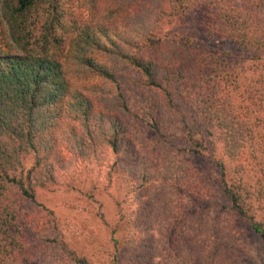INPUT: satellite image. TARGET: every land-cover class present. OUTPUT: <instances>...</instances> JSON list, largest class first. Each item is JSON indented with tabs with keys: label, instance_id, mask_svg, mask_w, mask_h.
I'll return each instance as SVG.
<instances>
[{
	"label": "trees",
	"instance_id": "trees-1",
	"mask_svg": "<svg viewBox=\"0 0 264 264\" xmlns=\"http://www.w3.org/2000/svg\"><path fill=\"white\" fill-rule=\"evenodd\" d=\"M252 3L0 0V264H41L47 243L62 263L93 264L94 254L84 253L93 238L79 237L91 243L78 252L71 242L78 237H67L37 201V190L53 191L67 175L71 155L100 163L114 156L111 174L125 175V194L163 187L155 205L144 203L145 212H158L154 227L131 224L133 253L117 203L111 264L140 263L138 249L153 231L170 246L177 229L184 235L183 217L186 230L194 227L217 193L264 243V18L252 9L264 1ZM200 33L252 54L206 49ZM181 105L194 115L184 117ZM205 155L215 166L200 175L191 163ZM27 202L52 220L33 217ZM172 244L169 264H198L184 255L182 239ZM156 253L149 246L144 259Z\"/></svg>",
	"mask_w": 264,
	"mask_h": 264
},
{
	"label": "rangeland",
	"instance_id": "rangeland-1",
	"mask_svg": "<svg viewBox=\"0 0 264 264\" xmlns=\"http://www.w3.org/2000/svg\"><path fill=\"white\" fill-rule=\"evenodd\" d=\"M110 1L119 3L120 0ZM250 1H253V5H257L256 3L264 0H232L237 6ZM259 8L262 10L252 9L261 18H264V6L259 5ZM201 35L203 34L200 33L203 44L200 45L206 49L229 52L235 59L252 54L251 50H246L231 40L208 38ZM181 110L186 118L194 115V111L188 105H181ZM148 135L151 134L147 133ZM136 136L141 140L144 139L138 133ZM179 152H176L178 160L181 162L183 160V165H189L179 155ZM145 153L148 152L138 151L140 156ZM213 153L215 159L222 157L220 144H216ZM208 156L205 155V157L192 160L193 164L191 163V165L198 169L200 175H207L215 166L213 158ZM71 157L72 160L70 161V155L65 154L66 160H69L67 169L70 168L66 174L71 176L74 173L73 181L70 182L72 178L61 173L57 180L58 186L53 191L37 190L38 203L54 213L59 221V227L64 232H70L69 234L66 233L67 237L70 234H75L78 237V239H71V242L75 245L73 246L75 250L82 253L79 248L82 247L83 249L84 241L87 244H90L91 241L94 242L91 247L86 246V250H84L85 254H94L93 264L112 263L113 243L112 239H109V232L117 221V203H120L123 209L122 212L126 214L128 222L124 232L126 233L125 247H127V252L133 253L134 248H131L129 237L131 235L130 239H133V237L137 239V235L131 224L132 222L135 224L143 222L144 225H147L153 222L152 226L154 227L155 220L151 217L157 216L158 212L154 211L157 205L151 215V210L144 211V203L155 205L158 200L155 198H162L160 195L163 187L161 188L157 184L146 186L139 192L140 196L133 192L125 194V191L128 190L123 184L124 181H127L125 175L122 173H118L120 175L111 174L113 170L117 169L111 167L115 162L114 156H109L102 163L78 160L73 155ZM122 165L124 166L125 163H122ZM118 171L121 172V170ZM215 196L212 201L204 204L206 208L199 213L194 222V227L192 226L193 228H187L188 230L184 228L187 220L183 217L185 219L182 225L184 235L180 236V230L177 229L174 238L170 241L171 247L169 246V239H161L160 234L153 231V238L142 244L140 250L138 249L140 255L138 262L140 263L137 264H169L173 262L171 255H173L172 243L174 239L183 240L185 244L182 248L184 255H187L198 264H264V243L261 238L252 232L244 220L234 215L228 208V203L219 193ZM141 203L143 204L141 205ZM23 208L33 217H49V220H52L49 213L42 212L36 204L27 202L23 204ZM86 236L93 239L91 241L80 239L86 238ZM36 242L39 245H44V239H37ZM149 246H154L158 253L151 255L150 259L146 260L144 259V252L149 250ZM93 249H100V251H98V254L92 253ZM38 253L43 257L41 264H65L61 261L62 252L54 244L47 243V246ZM117 264H130V261L128 258H124L117 261Z\"/></svg>",
	"mask_w": 264,
	"mask_h": 264
}]
</instances>
